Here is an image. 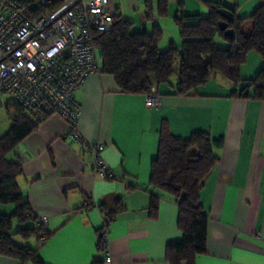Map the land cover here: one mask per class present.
<instances>
[{"label":"crops","instance_id":"0c3cea01","mask_svg":"<svg viewBox=\"0 0 264 264\" xmlns=\"http://www.w3.org/2000/svg\"><path fill=\"white\" fill-rule=\"evenodd\" d=\"M125 1L144 11V0L110 3L120 13ZM179 1L169 0L160 16L151 0L154 19L170 18V6L177 9ZM225 2L233 5L232 0ZM260 3L235 0V12L247 17ZM198 4L182 0L181 8H201ZM142 20L148 23L143 15ZM250 52L240 67L243 79H249L244 68ZM175 84L152 86L163 97L160 108L147 107L144 94L119 92L105 74L89 75L75 91L80 104L77 130L87 144L101 145L100 156L113 178L93 171V155L66 137L57 114L47 116L9 154L22 163L17 177L22 197L34 216L46 218L48 237L26 241L38 247L43 264H177L166 257L167 246L182 240L177 204L150 185L162 128L181 138L202 131L223 141L213 149L218 160L200 190L207 215L206 251L195 256L194 264H264V99L233 95L240 84L217 74L189 96L174 95ZM103 233L106 242L99 249ZM0 264L22 263L0 254Z\"/></svg>","mask_w":264,"mask_h":264},{"label":"trees","instance_id":"16d2710c","mask_svg":"<svg viewBox=\"0 0 264 264\" xmlns=\"http://www.w3.org/2000/svg\"><path fill=\"white\" fill-rule=\"evenodd\" d=\"M150 1L144 0L143 11V19L151 23L150 28L132 30L133 22L114 9L112 29L94 34L93 44L101 64L98 73L111 76L119 92L149 93L153 85L169 84L175 73L173 94L189 96L211 75L217 74L235 85L240 84L239 91H234L233 95L264 99V66L252 79L240 76V66L248 52L254 51L264 60V0L247 17L236 14L235 0L232 6L225 0H198L208 9L206 16L176 11L173 19L181 44L179 47L170 44L163 51L159 49L162 31L154 22ZM155 2L157 14L165 15L169 0ZM181 4L182 0L178 2L180 8ZM221 22L233 30V39L219 28ZM217 36L229 46L218 47L214 41ZM9 120L8 131L0 135V204L12 203L14 210L0 214V254L22 264H43L38 247H31L26 241L31 237L38 240L39 236L45 240L48 237L45 223H39L20 193L17 177L22 174L21 161L9 156L43 120H34L16 101L9 108ZM222 142L221 137L212 139L202 131L193 132L188 138L174 136L166 128L160 131L157 154L151 163L150 185L169 194L178 207L182 240L166 248V257L172 263L194 264L195 256L206 251L207 215L200 202V190L218 160L213 149L222 146ZM150 210L151 214L156 210L153 200ZM103 244L99 235V249ZM93 264H101V261Z\"/></svg>","mask_w":264,"mask_h":264},{"label":"built area","instance_id":"2783aa9c","mask_svg":"<svg viewBox=\"0 0 264 264\" xmlns=\"http://www.w3.org/2000/svg\"><path fill=\"white\" fill-rule=\"evenodd\" d=\"M113 15L110 0H0V93L12 94L34 120L60 116L66 137L93 155V171L103 179L114 175L100 156L101 145L87 144L77 130L74 94L99 72L93 37L112 29ZM144 99L147 107L163 103L153 90ZM105 257L110 260L108 250Z\"/></svg>","mask_w":264,"mask_h":264},{"label":"rangeland","instance_id":"374dc122","mask_svg":"<svg viewBox=\"0 0 264 264\" xmlns=\"http://www.w3.org/2000/svg\"><path fill=\"white\" fill-rule=\"evenodd\" d=\"M198 5H200L199 7L201 8H197L193 10H186V11H184L182 8L178 6H177L178 8L174 10L171 5L169 8L170 18L163 19L159 22L157 18L154 19L155 24L157 23L162 31V39H161V42H159V49L161 51L166 50L170 44H173L176 47H179L181 44L179 30L173 19L174 12L182 10L184 13H196L201 16H206L208 14V9L204 5H201V4H198ZM120 14L123 18L133 22L132 30L134 31H139L142 27L150 28L151 26V23H145L142 20V15H143L142 7L133 8L125 1L124 5L120 6ZM214 41L216 45L220 48H226L229 46V43L227 41L221 39L218 36L215 38ZM254 54L257 55L259 58L255 56ZM245 61H246V58H245ZM244 63H242L241 66ZM100 65L101 64L99 62V66ZM262 66H264V60H262L261 57L256 52L254 51L250 52L248 63L246 64L244 68L246 71L245 72L246 76H248L249 79L254 78ZM175 81H176V74L173 73V75L171 76L168 82L169 84L173 85ZM14 101L15 99L12 94L0 93V135H3L8 131L9 127H7V125H8V122H10L9 108L14 103ZM9 205L14 208V205L12 203L0 204V213L10 214V211L7 210V207Z\"/></svg>","mask_w":264,"mask_h":264},{"label":"water","instance_id":"95a60500","mask_svg":"<svg viewBox=\"0 0 264 264\" xmlns=\"http://www.w3.org/2000/svg\"><path fill=\"white\" fill-rule=\"evenodd\" d=\"M227 19H230L229 17H227ZM219 28L221 30H224V35L230 39L234 38V33L232 29L227 28V25L225 22H221L219 23Z\"/></svg>","mask_w":264,"mask_h":264}]
</instances>
